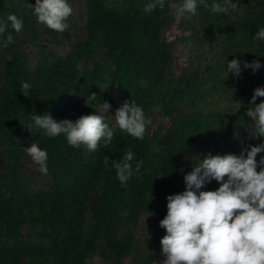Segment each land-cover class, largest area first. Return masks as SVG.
I'll return each mask as SVG.
<instances>
[{"label": "trees", "instance_id": "obj_1", "mask_svg": "<svg viewBox=\"0 0 264 264\" xmlns=\"http://www.w3.org/2000/svg\"><path fill=\"white\" fill-rule=\"evenodd\" d=\"M76 1L69 0L71 5ZM88 1L84 39L58 58L48 56L38 42L37 20L28 7L35 0L0 2V18L15 13L24 24L19 33L13 31L14 42L0 49V264H83L98 242L104 243L100 254L105 261L121 264L136 250L142 213L151 219L152 241L164 230L159 220L166 214V196L183 190L182 177L194 158L208 152L238 155L260 143L249 136L245 109L250 91L264 82L251 69L234 78L224 67L234 57L264 64V41L252 39L264 27V0H237L238 8L228 13L200 5L195 15H184L194 44L214 45L218 64L209 81L192 67L176 74L172 48L160 39L174 20L172 5L181 0H165L163 8L149 13L143 10L146 0ZM19 36L40 53L34 68ZM23 82L31 85L27 97ZM89 93L97 94V103L108 101L111 110L132 99L147 116L161 104L170 125L157 140L159 150H152L147 128L137 139L114 127L112 142L101 141L92 152L70 146L63 135L50 138L27 128L32 113L48 112L57 121L94 113L95 104L85 103ZM219 103L229 106L217 109ZM29 143L47 150L48 189H33L22 176L23 149ZM129 149L133 174L121 185L110 163ZM137 161H142L138 172ZM216 187L214 180L207 185ZM25 227L34 241L22 237ZM146 260L142 257L141 264Z\"/></svg>", "mask_w": 264, "mask_h": 264}, {"label": "clouds", "instance_id": "obj_2", "mask_svg": "<svg viewBox=\"0 0 264 264\" xmlns=\"http://www.w3.org/2000/svg\"><path fill=\"white\" fill-rule=\"evenodd\" d=\"M164 4L165 0H146L143 10L149 13ZM200 5L213 13L238 8L237 0H211L210 4L208 0H181L178 6H172L177 15L183 16L195 15ZM32 9L37 22L52 30L63 32L69 27L67 20L73 11L69 0H35ZM23 26L22 18L15 13L0 18V49L12 44L13 31L19 33ZM252 39L264 41V27H259ZM261 68L264 64L258 59L248 62L234 57L227 60L224 71L237 78L245 69L255 73ZM30 87L28 82L22 83L24 96H29ZM97 97L96 93H89L85 99L86 105L95 104L94 113L59 121L48 112L32 113L27 128L42 130L50 138L63 135L70 146H84L89 152L95 151L101 141L110 144L114 127L134 138H144L151 120L141 105L125 100L110 114L112 105L106 100L97 103ZM257 98H264V85L253 90L245 109L253 137L261 142L247 145L238 155L208 152L202 159L194 158L191 170L182 177L183 190L166 196V214L159 220L164 229L159 241L164 259L153 264H264V99L257 103ZM23 150L39 165L41 173L48 172L46 149L31 143ZM133 159L134 153L129 149L122 158L111 160L110 167L115 169L121 185L133 174ZM105 162L109 163L108 157ZM141 164L142 161L136 162L135 171ZM213 180L218 187L207 189ZM145 231L150 239L146 225Z\"/></svg>", "mask_w": 264, "mask_h": 264}, {"label": "rangeland", "instance_id": "obj_3", "mask_svg": "<svg viewBox=\"0 0 264 264\" xmlns=\"http://www.w3.org/2000/svg\"><path fill=\"white\" fill-rule=\"evenodd\" d=\"M2 0H0L1 2ZM111 3H122L124 0H109ZM72 14L68 17L69 27L63 32H57L51 30L46 25L37 22L38 27V42L48 56L52 58L65 57L67 54L73 52L77 45L84 39L85 36V23L87 15L91 9V4L88 0H77L72 5ZM33 7V5H28ZM173 22L162 30L160 39L163 43L170 46L173 51V70L176 74L181 73L185 69L193 68L194 72L202 71L203 76L209 79L216 75V71L213 70L217 67L218 59L216 51L212 42H205L198 47L194 44L192 37V31L187 26L185 16H179L174 11ZM20 44L22 45V51L26 54L32 68L35 67L39 58V51L27 37L19 36ZM2 67L0 63V68ZM259 78L264 82V68L261 72H255ZM219 79L222 74L216 76ZM207 81V84L209 82ZM221 85H225L221 84ZM103 88L106 91L109 89L105 86ZM253 90L250 91L252 95ZM73 96L69 99L72 101ZM228 101V100H227ZM202 105V104H200ZM210 105V104H208ZM219 103L216 105L217 109H222L224 106ZM110 114H114V110H110ZM151 123L147 126V134L152 141V150L158 151L157 140L165 132L170 125V120L163 114L161 104L155 105L148 114ZM109 123L114 125V120L109 118ZM249 120L247 117V130L251 139L261 142L259 138H254L252 130L250 129ZM31 144V143H29ZM22 176L31 184L33 189L50 188L48 182V176L46 173L39 171V165L35 164L31 157L26 153L22 162ZM259 170V167L258 169ZM93 195H95L93 193ZM151 219L146 213H142L139 217L138 224L135 231V245H137L135 251H131L121 262V264H141V258H147L145 264H153V261H161L164 257L161 254L160 238L164 234V230L152 241L151 240ZM145 225L147 231L150 233V239L145 231ZM22 237L30 241H34V236L30 230L25 227L22 229ZM103 242H98L93 253L88 254L83 264H112L113 260L105 261L101 254L100 248L103 246Z\"/></svg>", "mask_w": 264, "mask_h": 264}]
</instances>
